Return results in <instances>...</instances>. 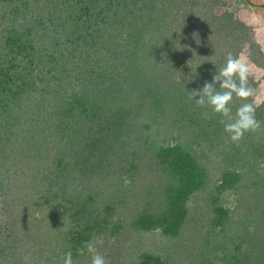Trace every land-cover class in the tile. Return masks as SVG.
Returning a JSON list of instances; mask_svg holds the SVG:
<instances>
[{"label": "trees", "instance_id": "obj_1", "mask_svg": "<svg viewBox=\"0 0 264 264\" xmlns=\"http://www.w3.org/2000/svg\"><path fill=\"white\" fill-rule=\"evenodd\" d=\"M229 7L0 0V264H64L68 251L91 264L88 243L117 245L108 264H180L194 251L211 255L200 264L264 263V244L253 246L264 243V123L232 143L221 117L190 99L229 52L264 66ZM158 228L166 257L121 252Z\"/></svg>", "mask_w": 264, "mask_h": 264}, {"label": "clouds", "instance_id": "obj_2", "mask_svg": "<svg viewBox=\"0 0 264 264\" xmlns=\"http://www.w3.org/2000/svg\"><path fill=\"white\" fill-rule=\"evenodd\" d=\"M253 76V66L242 54L234 56L229 52L225 64L213 75L211 82H205L201 89H194L190 93V99H194L200 108H210L214 114L221 117L220 123L228 134L232 143L238 144L245 133L257 132L262 123L256 118V110L259 106L254 99L257 90L250 84ZM219 85L217 88L216 85ZM234 100L241 101L235 114L231 105ZM103 243V241H97ZM91 256V264H108L106 258L101 255L93 243L86 246ZM85 247L78 249L79 255H84ZM28 258L25 257V260ZM64 264H73L72 252L68 251L64 256Z\"/></svg>", "mask_w": 264, "mask_h": 264}, {"label": "rangeland", "instance_id": "obj_3", "mask_svg": "<svg viewBox=\"0 0 264 264\" xmlns=\"http://www.w3.org/2000/svg\"><path fill=\"white\" fill-rule=\"evenodd\" d=\"M236 0H225V2H227V4L230 6L229 8L231 9H235L234 8V2ZM233 3V4H232ZM243 56H245L247 58V60L249 61V56L247 55V52H243L241 53ZM240 54V55H241ZM256 100V103L258 105H260V100H258V98L256 99V97L254 98ZM223 199H224V203L226 204L227 201L229 203H232V208L234 209L235 206L237 205V202L235 201L236 196L235 194H230V193H224L222 195ZM199 214V213H198ZM209 216V214H208ZM238 217V215L235 213L234 218L236 219ZM197 218H203L202 215H197ZM239 218V217H238ZM204 222V220L202 221L200 219V221L198 222L199 227L202 228L203 225L209 226V223ZM129 239L126 240H122V245L121 247L123 248V251H121V247H120V251L123 253L125 252V250L129 251L130 254H135L137 252H148V253H152L154 255H161L166 257V255H169V253L172 252V249L169 248V246L171 245V242L169 240V236H167L163 230L161 228L158 229H154L151 231H146V232H142L139 234H133L132 236L128 237ZM135 241V242H134ZM264 244L263 242H258V241H254L253 242V246L254 249L259 250L260 245ZM198 244V242L196 243V245ZM249 244L250 241H249ZM117 245H112L110 247H106V249H104L103 247H101V249L98 251L101 255H108L111 254L113 255V253L116 251ZM256 247V248H255ZM116 255V252L115 254ZM87 256V255H86ZM85 256V257H86ZM207 257L206 259L210 258L211 259V255H202L201 253H199L198 251H194L192 253V255L190 256L188 262L184 261L183 258L180 259V264H200V261L203 259V257ZM86 259V258H85ZM90 261L91 262V257L87 258L85 261H83L84 263ZM179 261V260H178ZM264 264V263H263Z\"/></svg>", "mask_w": 264, "mask_h": 264}, {"label": "crops", "instance_id": "obj_4", "mask_svg": "<svg viewBox=\"0 0 264 264\" xmlns=\"http://www.w3.org/2000/svg\"><path fill=\"white\" fill-rule=\"evenodd\" d=\"M234 8L240 19L253 28L255 39L264 52V0H236ZM248 59L253 66L254 78L258 82L256 99L258 98L262 104L264 103V66L257 65L250 57Z\"/></svg>", "mask_w": 264, "mask_h": 264}]
</instances>
